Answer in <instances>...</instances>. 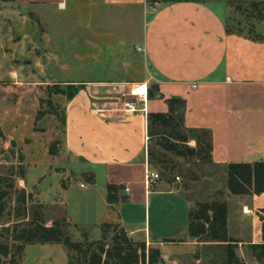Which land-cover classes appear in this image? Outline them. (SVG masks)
I'll return each instance as SVG.
<instances>
[{
	"label": "crops",
	"instance_id": "1",
	"mask_svg": "<svg viewBox=\"0 0 264 264\" xmlns=\"http://www.w3.org/2000/svg\"><path fill=\"white\" fill-rule=\"evenodd\" d=\"M238 1L263 0H177L158 3L154 9L147 0L13 1L27 10L54 15L73 11L86 13L88 18L81 20V27L91 29V32L84 36V44H93L92 38L101 36L104 40L97 44L98 48L104 49L105 53L108 51L109 57L114 49L121 52L122 47L133 41L137 49L141 48L137 51L143 55L146 71L137 76L68 82L75 86V93L71 98L63 94L64 121L61 134L56 137L60 141L59 153L51 154L47 142H40L37 137L36 140L43 145L40 151L47 157L45 173L56 166L72 171L70 165L81 162L103 166L106 174L104 189L99 191L94 187L85 194L86 200L92 199L93 204V197L98 194V210L85 225L100 229L105 222L120 224L135 241L146 242L159 250L162 264H181L183 261L187 264L191 260L200 263L202 259L192 253L203 246L188 234L189 213L186 226L175 234L179 235L177 238L167 236L169 220L165 226L159 224L156 230L151 228L146 220L148 208L155 199L158 209L157 202L161 199L157 197L162 194L187 199L190 211L195 203L211 200L214 191L223 190L226 202L237 199L243 202V211L245 208L250 210L253 222L259 227V237L261 234L257 212L264 207V193L234 195L227 186L229 163L264 160V21L257 20L254 33L231 28L228 19L232 4ZM113 17L121 19L118 24L122 36L106 28L105 21ZM143 83L149 88L153 85V96L144 104L131 93ZM173 97L184 101L183 119L187 129L209 132L212 164L223 172L222 187L217 188L216 182H209L204 194L194 188L186 194L170 188L164 179L149 186L146 184V171H154L148 157V115L161 108L167 107L168 111L167 101ZM130 101L137 103L138 110L127 109L126 103ZM53 118L47 114L38 122L44 124L45 120ZM132 124L136 133L133 141ZM34 132L50 135L48 142L52 140L49 129ZM85 132L96 135H84ZM123 137L128 141L109 154V148ZM21 152L24 155V151ZM36 159L35 164L40 165ZM108 184L121 185L120 194L126 196L127 201L109 204ZM164 201L173 203L167 198ZM140 203L146 208L144 219L140 218ZM230 219L228 210L229 236L239 244L246 243L232 236Z\"/></svg>",
	"mask_w": 264,
	"mask_h": 264
},
{
	"label": "rangeland",
	"instance_id": "2",
	"mask_svg": "<svg viewBox=\"0 0 264 264\" xmlns=\"http://www.w3.org/2000/svg\"><path fill=\"white\" fill-rule=\"evenodd\" d=\"M250 4L249 1L232 4L233 10L228 19L231 28L254 33L257 14L253 12ZM0 11V174L13 176L16 188L25 189L30 195L28 202L30 217L34 212L43 213L48 225L55 220H65L67 232L74 241L103 240L110 243L113 228L104 235L101 227L94 229L85 225V222H89L98 210L96 205L98 194L93 197L95 204L91 203L92 199L87 201L85 194L94 187L99 191L104 189L106 174L103 166L86 165L85 162H81L70 165L72 171L56 166L45 173L44 160L47 157L40 151L43 148L40 142H47L46 145L50 149L53 148L55 153H59L60 141L57 134H61L64 121L61 104L65 99L63 94L69 95L75 90V86L68 82L137 76L146 71L143 55L138 53L140 50L136 48L134 41L122 47L121 52L114 49L112 57H109L108 51L105 53L104 49L98 48L97 44H102L104 40L101 36L92 38L93 44H84L86 42L84 39L91 29L81 27V20L88 17L86 13L80 11L54 15L52 12L27 10L13 1L0 4ZM94 19L98 20L95 17ZM119 21L121 19L118 17L109 18L105 21V25L106 28H110L109 30H114L116 34L122 36ZM127 22L128 20L126 25ZM151 87L153 88V85H150ZM177 109L181 113V106ZM151 112H167V107ZM47 114L54 118L45 120L44 124L39 123L38 119L44 118ZM66 125L68 126V120ZM43 126L46 129H42ZM48 129L53 135L50 142H48L51 139L50 135H36L37 133L34 132H44ZM131 129L133 141L134 138L136 139V136H133L136 135L133 124ZM161 131L163 132L160 127H156L153 131L149 143L152 152L150 164L170 188L179 189L186 194H188L187 190L194 188L204 194L205 189L209 187L206 183L216 182L215 187H222L221 169L208 160L195 156L183 157L164 149L162 147L164 142L159 136ZM170 132L169 130L166 132L167 135H173V138H168L170 143H176L178 146L184 145L178 140V135L193 134L183 126ZM199 133L195 132V135ZM84 135L96 134L85 132ZM124 137L128 138V136ZM124 141L128 140L125 138L116 140L108 153L119 149V145ZM94 144L96 145V141ZM186 145L194 148L197 147V142L190 138ZM21 151H24V155ZM35 159L40 165L35 164ZM113 160H116L115 157ZM21 169L25 173L23 178L18 176ZM89 175H93V182L88 180ZM177 176L180 177V181L176 180ZM4 186L6 184L2 185ZM212 196V199L214 197L226 199L224 191L220 189L214 191ZM15 197L16 193L13 192L12 200L9 201L6 209V216L0 222V243H12L7 238L6 229L12 226L16 219ZM157 198L161 199L157 202L161 207L156 208L154 199L152 206L148 208L146 220L153 230H156L159 224L165 226V222L169 220L167 236L177 238L179 235L175 234L181 227H185L188 221V200L173 194H162ZM166 198L173 203H166L164 201ZM228 203L231 218L230 232L232 236L246 241L239 244L236 251L247 264H257L248 248V243L261 241L259 227L253 222L252 215L243 211V202L227 199V205ZM145 210V205H141V219L145 218ZM144 243L146 264H162L159 250ZM225 255V250L220 245H203L196 249V253H192V256H197L202 261L197 263L191 260L187 264H224ZM8 260H5L4 264H9ZM67 262L68 255L63 244L35 243L26 245L23 258L18 264H67ZM181 264L186 263L183 261Z\"/></svg>",
	"mask_w": 264,
	"mask_h": 264
},
{
	"label": "trees",
	"instance_id": "3",
	"mask_svg": "<svg viewBox=\"0 0 264 264\" xmlns=\"http://www.w3.org/2000/svg\"><path fill=\"white\" fill-rule=\"evenodd\" d=\"M12 1L14 0H0L3 3ZM147 1L150 6H153L155 3L177 0ZM250 7L257 14V20L264 21V0L251 2ZM74 93L75 90L68 96L71 98ZM152 96V89L149 88V98ZM167 102L169 106L167 112H152L148 115L149 143L153 137L154 129L160 127L163 132L161 131L159 136L164 142L162 143L164 149L183 157L195 156L212 163V144L209 132L189 130L185 127L184 101L182 99L173 97ZM179 106H181V113L177 109ZM181 126L194 135H178V140L184 145L178 146L176 143H170L168 138H173V135H167L166 132L169 130L172 133ZM195 132L200 133L195 135ZM190 138L196 140L197 147L186 145ZM50 153L57 154L53 148L50 149ZM148 157L150 162L152 152L149 144ZM226 173L227 186L231 194L261 195L264 193V160L254 163H229ZM24 175V170L21 169L18 176L23 178ZM88 180L93 182V175H89ZM3 184L6 186L2 187ZM107 189L109 204L115 205L127 201V197L120 194L123 189L121 185L108 184ZM13 192L16 193L14 199L16 219L12 226H8L6 229L7 238L12 243H0V264H4L8 259L9 264H18L23 258L26 245L35 243L63 244L68 255L67 264H146L145 243L135 241L118 223L105 222L101 224L104 235L113 228L110 243L103 240L83 242L72 240L67 232L65 220H55L51 225H48L43 213L34 212L30 217L28 207L30 195L25 189L16 188L13 176L7 177L2 174H0V222L6 216V209L9 201L12 200ZM257 216L261 224V241L248 243V248L257 264H264V207L259 209ZM188 234L190 238L203 245L222 246L226 254L224 264H247L236 251L239 241L231 238L228 234V205L224 199L214 197L208 201L195 203L189 211Z\"/></svg>",
	"mask_w": 264,
	"mask_h": 264
},
{
	"label": "built area",
	"instance_id": "4",
	"mask_svg": "<svg viewBox=\"0 0 264 264\" xmlns=\"http://www.w3.org/2000/svg\"><path fill=\"white\" fill-rule=\"evenodd\" d=\"M157 4L158 3H155L153 6H150V7L154 9ZM138 50H141V48L138 47ZM131 93L137 98V101L139 103L144 104L149 99V85L147 83L138 85L137 87L132 89ZM136 104L137 103H135L134 101H130L126 103V107L129 111H136L138 110V107ZM159 180H161V175L159 172L148 171V170L146 171L145 182L148 186L158 182ZM176 180L180 181V177L177 176ZM81 186H84V184H81Z\"/></svg>",
	"mask_w": 264,
	"mask_h": 264
},
{
	"label": "bare ground",
	"instance_id": "5",
	"mask_svg": "<svg viewBox=\"0 0 264 264\" xmlns=\"http://www.w3.org/2000/svg\"><path fill=\"white\" fill-rule=\"evenodd\" d=\"M246 213H250V210L248 208H245V211Z\"/></svg>",
	"mask_w": 264,
	"mask_h": 264
}]
</instances>
